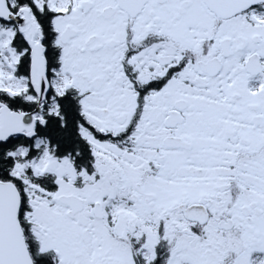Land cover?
Instances as JSON below:
<instances>
[{"label": "snow or ice", "instance_id": "1", "mask_svg": "<svg viewBox=\"0 0 264 264\" xmlns=\"http://www.w3.org/2000/svg\"><path fill=\"white\" fill-rule=\"evenodd\" d=\"M0 264H264V0H0Z\"/></svg>", "mask_w": 264, "mask_h": 264}]
</instances>
